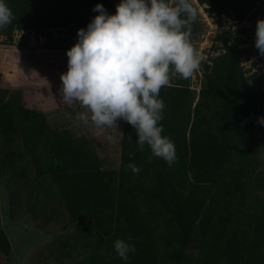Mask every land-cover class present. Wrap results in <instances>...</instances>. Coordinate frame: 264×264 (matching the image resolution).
<instances>
[{
  "label": "trees",
  "instance_id": "1",
  "mask_svg": "<svg viewBox=\"0 0 264 264\" xmlns=\"http://www.w3.org/2000/svg\"><path fill=\"white\" fill-rule=\"evenodd\" d=\"M255 1L198 0L214 17L242 16ZM5 2L14 19L0 29V36L11 45L17 30L41 35L64 28L77 34L98 15L93 11L97 4L114 14L121 0ZM249 42L245 31L226 30L216 36L211 47L217 54L201 62L204 74L197 101L190 78L177 75L161 88L158 98L166 105L162 135L174 142L177 156L171 166L158 157L149 162L147 145L142 152L129 153L138 137L125 121L128 145L111 217L99 216L93 208L69 209L74 221L90 219L98 229L96 249L82 264H185L189 248L199 249L196 264H264V200L255 192L264 180L258 174L264 149V125L258 122L264 117V77L248 74L251 68L242 64L244 55H257L252 46H244ZM76 141L69 139L64 146L79 170H87L90 155ZM129 163L141 169L139 174ZM55 181L69 207L79 175ZM254 223L260 224L253 228ZM226 229L230 232L223 233ZM117 239L135 246L128 260L117 254Z\"/></svg>",
  "mask_w": 264,
  "mask_h": 264
},
{
  "label": "rangeland",
  "instance_id": "2",
  "mask_svg": "<svg viewBox=\"0 0 264 264\" xmlns=\"http://www.w3.org/2000/svg\"><path fill=\"white\" fill-rule=\"evenodd\" d=\"M194 6L198 15L189 37L193 47L201 37L194 41L192 35L210 29L214 22L206 5L195 1ZM3 39L0 36V264H82L96 249L98 229L93 220L74 221L69 209L93 208L99 216L111 217L128 145L125 121L103 128L91 122L85 125L77 115L87 109L61 99V74L68 69L61 49L73 46L77 34L64 28L41 35L17 30L14 44H4ZM212 43L202 53L203 61L210 62L217 54ZM242 64L246 69L251 65L243 57ZM203 74L201 63L190 77L196 101ZM57 107L61 112L50 115L48 123L43 109ZM69 139L77 140L90 155L89 169L79 170L64 146ZM133 151H138L137 145L130 147L129 153ZM263 158L261 149L258 174L264 178ZM73 174L79 181L68 207L55 179ZM260 186L255 192L264 200V180ZM255 224L260 223L253 228ZM186 251L185 264H196L199 249Z\"/></svg>",
  "mask_w": 264,
  "mask_h": 264
},
{
  "label": "clouds",
  "instance_id": "3",
  "mask_svg": "<svg viewBox=\"0 0 264 264\" xmlns=\"http://www.w3.org/2000/svg\"><path fill=\"white\" fill-rule=\"evenodd\" d=\"M194 2L121 0L114 14L97 4L93 11L98 15L78 30L77 42L67 51L61 99L87 109L77 115L85 125L111 127L121 119L129 123L137 131L138 150L150 148L149 162L158 157L171 166L177 160L174 142L162 135L166 105L158 97L172 78L189 79L200 68L202 57L189 40L198 15ZM13 19L12 10L0 0V29ZM255 46L264 56V19L257 21ZM258 122L264 125V117ZM127 167L134 174L141 170L134 163ZM114 247L123 260L136 250L123 239Z\"/></svg>",
  "mask_w": 264,
  "mask_h": 264
},
{
  "label": "built area",
  "instance_id": "4",
  "mask_svg": "<svg viewBox=\"0 0 264 264\" xmlns=\"http://www.w3.org/2000/svg\"><path fill=\"white\" fill-rule=\"evenodd\" d=\"M214 18V22L210 23V29L203 31L200 34L195 33L192 35V39H194V41L195 38L201 37V40L194 42L196 43L194 49H196L202 57V53L207 49L209 43L213 42V39H215L219 33L226 30L233 31L234 33L238 31H245L250 38V42L245 44L244 46L250 45L257 51V55H252L249 57L247 55L243 56V59H248L251 63V71L249 72V74H252L253 72H259L260 75L264 77V56H261L259 54V50L255 46L257 21L259 19H264V0H256L254 6L246 10L242 16L222 14L221 16H216ZM191 45L193 46V44ZM71 47L72 46L64 49V55L67 62V51Z\"/></svg>",
  "mask_w": 264,
  "mask_h": 264
},
{
  "label": "crops",
  "instance_id": "5",
  "mask_svg": "<svg viewBox=\"0 0 264 264\" xmlns=\"http://www.w3.org/2000/svg\"><path fill=\"white\" fill-rule=\"evenodd\" d=\"M195 1H197L198 2V0H195ZM194 4H195V2H194ZM61 50H63V52H64V49H61ZM66 60V59H65ZM66 62H67V60H66ZM67 64H68V62H67ZM26 104L28 105V106H31V105H29L28 104V102L26 101ZM73 105H75V102H73ZM26 106V105H25ZM27 106V107H28ZM33 106V108H35V109H37V110H41L39 107H36V105H32ZM31 106V107H32ZM73 109H74V106H73ZM44 110V112H45V118L47 119V121H48V123H51L49 120H50V118H49V116L50 115H53V117H55V113H58L60 110L58 109V107L57 108H54V109H52L51 111H47V109H43ZM75 111V110H74ZM72 109L70 110V112H74ZM61 112V111H60ZM51 113H54V114H51ZM262 138H263V140H264V126H263V129H262ZM264 150V149H263ZM264 159V158H263ZM6 228V227H5ZM6 232V231H5ZM7 237H8V235H7Z\"/></svg>",
  "mask_w": 264,
  "mask_h": 264
}]
</instances>
